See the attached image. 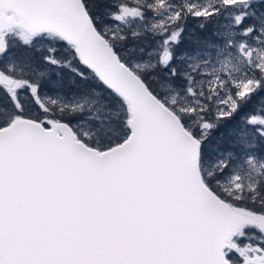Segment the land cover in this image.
I'll return each instance as SVG.
<instances>
[{"label": "snow or ice", "instance_id": "snow-or-ice-1", "mask_svg": "<svg viewBox=\"0 0 264 264\" xmlns=\"http://www.w3.org/2000/svg\"><path fill=\"white\" fill-rule=\"evenodd\" d=\"M0 264H264V0H0Z\"/></svg>", "mask_w": 264, "mask_h": 264}, {"label": "trees", "instance_id": "trees-1", "mask_svg": "<svg viewBox=\"0 0 264 264\" xmlns=\"http://www.w3.org/2000/svg\"><path fill=\"white\" fill-rule=\"evenodd\" d=\"M196 28V22H191L189 25V32L194 31ZM145 43H147L145 41ZM191 44V39L188 37V35H185V45L184 46H189ZM154 86L155 87H161V82L158 80H154ZM259 99V98H258ZM257 105L254 103L251 105V108H255ZM242 119V117L238 118ZM237 121L233 120L232 122H225L215 133L213 136L214 143L210 145L211 148L215 149L217 147H228L230 144V135L232 130L234 129Z\"/></svg>", "mask_w": 264, "mask_h": 264}]
</instances>
